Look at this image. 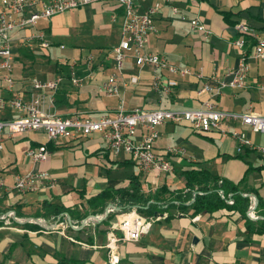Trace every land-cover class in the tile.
<instances>
[{
    "label": "crops",
    "instance_id": "0c3cea01",
    "mask_svg": "<svg viewBox=\"0 0 264 264\" xmlns=\"http://www.w3.org/2000/svg\"><path fill=\"white\" fill-rule=\"evenodd\" d=\"M156 2L162 9L152 17L155 31L148 36L145 51L163 55L189 73L182 77L162 72L177 85L169 93L155 91L152 68L136 65L128 54L118 76L124 109H193L210 99L217 109L252 110L264 116V59L252 57L254 39L235 28L245 22L264 35V0H140L137 7L144 11ZM172 6L178 10L175 15ZM197 14L211 30L207 39L190 30V20ZM123 16L124 7L114 0H92L42 19L30 29L11 31L12 92L26 98L35 92L33 78L61 75L58 89L44 95L43 111L58 116L79 112L91 119L112 116L118 97L102 94L98 88L112 72L111 52L120 41ZM37 32L48 41L45 50L24 43ZM239 37L245 39L247 54L245 87L224 86L221 94L212 96L199 93L212 78L225 82L232 78L241 56L233 41ZM71 65L82 78L78 86L69 79ZM0 96L7 98L10 93L0 88ZM17 115L6 108L0 119ZM220 129L200 133L187 122L158 125L155 152L168 146L185 150L183 155L165 156L172 165L170 172L139 170L127 154L114 155L98 132L58 141L48 140L42 129L5 135L0 150V177L6 186L0 188V264H107L104 243L110 222L122 212H139L142 205L156 212L139 213L154 220L138 240L119 243L118 264H264V157L255 149L264 144V133L233 120L223 121ZM144 132L139 128L133 139ZM233 132L243 133L251 145L237 152ZM41 144L48 158L34 161L26 151ZM200 168L239 184V196L253 194L262 204L252 212L251 199L245 211L237 201L231 207V195H236L229 193L225 206L194 212L189 206L193 192L185 200L189 191L183 173ZM43 171L48 179L37 182L36 190L21 193L12 187L17 175ZM133 185L138 199L133 208L123 211L120 206L126 198L119 192ZM108 206L111 209L105 213ZM87 217L95 219L83 225Z\"/></svg>",
    "mask_w": 264,
    "mask_h": 264
},
{
    "label": "built area",
    "instance_id": "2783aa9c",
    "mask_svg": "<svg viewBox=\"0 0 264 264\" xmlns=\"http://www.w3.org/2000/svg\"><path fill=\"white\" fill-rule=\"evenodd\" d=\"M114 1L124 7L121 38L111 52L112 72L101 83L98 90L107 96L118 97L119 105L112 116L102 115L97 119H91L79 112L68 116H58L43 111L44 95L46 92L52 94L58 89L62 80L61 75L45 80L33 78L31 83L35 92L29 93L26 98L20 93L12 92L14 86L13 54L8 34L15 29H30L42 19H49L56 14L77 9L91 3L92 0H0V88L10 93V97L7 98L0 96V112L11 108L18 114L14 118L0 119V150L3 149L4 136L15 133L42 129L48 140L58 141L98 132L114 155L121 152L127 154L139 170L170 172L172 165L165 156L183 155L185 150L179 146H168L160 152L153 150V144L158 137L157 126L164 122H187L193 130L207 133L219 131L223 121L233 120L249 126L252 132L264 133V116L252 110L237 113L217 109L216 104L210 99L204 101L202 106L193 109L169 110L135 107L125 110L118 76L121 74L123 62L128 54L132 55L136 65H149L152 68L151 88L155 91L161 90L169 93L177 85L175 79L164 77L162 72L183 77L189 71L169 63L163 55L145 51L147 38L155 31L152 17L162 9L160 2L148 6L144 11H139L137 2L140 0ZM171 11L174 15L178 13L174 6L171 7ZM235 27L240 33L249 34L254 39L251 49L252 57L264 59V35L256 33L245 22H238ZM190 30L199 33L203 39L211 35L210 28L198 14L190 20ZM24 43L29 47L36 43L43 50L48 47V41L44 39L42 32L29 35ZM233 44L241 50V56L232 78L227 82L212 78V83H204L199 93L212 96L221 94L224 86L245 87L248 73L247 54L244 51L245 39L236 38ZM69 79L75 86L82 82V78L76 76L72 65L69 67ZM139 128H143L145 132L138 140H134L133 136ZM231 136L237 141V152H241L244 146L251 145L241 132H233ZM255 149L264 157V144L256 146ZM26 154L34 161H45L48 158L45 144L39 145L36 149L28 148ZM47 179L48 174L44 171L21 174L16 176L12 187L21 193L34 191L38 188L37 182ZM5 187L4 180L0 177V188L6 189ZM227 201L232 203V199ZM109 209L111 208L109 207L108 211ZM153 220L152 217L142 216L135 209L117 215L106 231L104 247L107 252V264H118L120 260L119 243L138 240L149 230Z\"/></svg>",
    "mask_w": 264,
    "mask_h": 264
},
{
    "label": "trees",
    "instance_id": "16d2710c",
    "mask_svg": "<svg viewBox=\"0 0 264 264\" xmlns=\"http://www.w3.org/2000/svg\"><path fill=\"white\" fill-rule=\"evenodd\" d=\"M183 174L186 187L189 191V193L185 195V200H187V198L190 197V193L193 192V201L189 206L193 208L194 212L212 211L225 206V199L229 193L236 195L235 197H232L231 195V198L234 200L231 207H233L237 201L239 206L245 211L246 207L249 205V196H243L242 194L241 196L238 195L240 191L239 184H233L228 180L221 179L218 175L212 174L208 170L202 168L186 170ZM119 194L120 197L126 198L124 205L120 206L123 211L135 206V202L138 199L137 187L135 185L131 186L129 190L120 191ZM104 195H107V193ZM257 204H262L260 199H258ZM184 207L186 206L183 204L182 208ZM151 208L152 207L149 205L147 207L142 205L139 207V212H148ZM154 212L156 211L153 209L148 213ZM262 216L264 217V212L262 213Z\"/></svg>",
    "mask_w": 264,
    "mask_h": 264
},
{
    "label": "water",
    "instance_id": "95a60500",
    "mask_svg": "<svg viewBox=\"0 0 264 264\" xmlns=\"http://www.w3.org/2000/svg\"><path fill=\"white\" fill-rule=\"evenodd\" d=\"M246 195L249 196L250 199H251L250 207H249V212H252L254 210L256 204H257V198L253 194H246ZM108 208L105 210V213L108 212ZM10 216L12 217V214ZM92 217H94V216H92ZM12 218L15 219L14 217H12ZM101 218H102V216H101ZM90 219L94 220L95 218H88V217L85 218L84 221H83V225H84V223H90V222H92Z\"/></svg>",
    "mask_w": 264,
    "mask_h": 264
},
{
    "label": "rangeland",
    "instance_id": "374dc122",
    "mask_svg": "<svg viewBox=\"0 0 264 264\" xmlns=\"http://www.w3.org/2000/svg\"><path fill=\"white\" fill-rule=\"evenodd\" d=\"M237 24H235V26H236ZM236 28V27H235ZM45 59H47V57H45ZM195 131V130H194ZM197 132V131H196ZM9 215V214H8ZM10 216V215H9Z\"/></svg>",
    "mask_w": 264,
    "mask_h": 264
}]
</instances>
